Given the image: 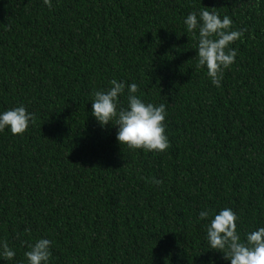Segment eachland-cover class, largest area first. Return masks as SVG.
<instances>
[{"label": "trees", "instance_id": "16d2710c", "mask_svg": "<svg viewBox=\"0 0 264 264\" xmlns=\"http://www.w3.org/2000/svg\"><path fill=\"white\" fill-rule=\"evenodd\" d=\"M51 4L0 0V110L35 114L23 135L0 132V241L16 252L0 264H27L41 237L50 264H230L198 215L227 207L242 236L264 227V0ZM204 7L243 32L220 87L183 24ZM112 79L166 104V151L123 147L91 115Z\"/></svg>", "mask_w": 264, "mask_h": 264}, {"label": "clouds", "instance_id": "9594fccd", "mask_svg": "<svg viewBox=\"0 0 264 264\" xmlns=\"http://www.w3.org/2000/svg\"><path fill=\"white\" fill-rule=\"evenodd\" d=\"M52 7L51 0H43ZM186 32L197 37V67L205 68L208 78L220 87L224 72L235 62L238 49L231 45L243 36L241 30H233V21L207 7L194 10L183 20ZM109 87L94 91L91 100V115L102 127L112 125L117 128L116 138L123 147L131 150L162 153L170 147L166 134L167 106L164 103L146 102L137 95L136 83L112 79ZM126 97V106L121 103ZM35 122V114L23 105L0 110V132L10 131L12 135H23ZM154 185H162L163 180L152 179ZM199 221H207L206 245L208 250L223 253L230 264H264V227L249 231L243 236L238 230L239 217L232 208H222L218 212L203 209ZM53 242L48 238H38L28 244L24 253L27 264H50ZM16 252L7 241H0V260L11 261ZM210 264H216L213 259Z\"/></svg>", "mask_w": 264, "mask_h": 264}]
</instances>
